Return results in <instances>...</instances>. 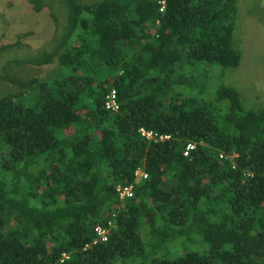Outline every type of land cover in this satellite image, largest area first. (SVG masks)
Segmentation results:
<instances>
[{
    "label": "trees",
    "instance_id": "obj_1",
    "mask_svg": "<svg viewBox=\"0 0 264 264\" xmlns=\"http://www.w3.org/2000/svg\"><path fill=\"white\" fill-rule=\"evenodd\" d=\"M57 1L56 44L0 59L56 62L0 95V264H264V106L220 81L236 0Z\"/></svg>",
    "mask_w": 264,
    "mask_h": 264
},
{
    "label": "rangeland",
    "instance_id": "obj_2",
    "mask_svg": "<svg viewBox=\"0 0 264 264\" xmlns=\"http://www.w3.org/2000/svg\"><path fill=\"white\" fill-rule=\"evenodd\" d=\"M18 2L19 0H0V43L11 40L17 32L31 30L30 36L22 39L21 42L25 45L24 48L27 52L34 51L45 45L49 39L50 33L43 40V36H40L42 31L38 25L35 26V18L41 19L43 24L46 23L45 11L36 12L35 18L30 17L27 28L20 29V26L19 28L18 26H12L14 18L7 19L12 11L24 7V0ZM11 3L15 5L11 6ZM236 5L230 38L238 50L239 60H237L236 65L222 70L220 81L227 85H234L240 91L242 101L245 104L251 106L261 105V102H264V0H236ZM24 11L27 14L31 12L26 5ZM34 35H36V38L30 40ZM55 63L53 59L51 64L45 66L24 67V70L20 69L19 73H29L39 79L45 78L50 75ZM211 67L216 73L217 68ZM7 90L12 91L13 89Z\"/></svg>",
    "mask_w": 264,
    "mask_h": 264
},
{
    "label": "flooded vegetation",
    "instance_id": "obj_3",
    "mask_svg": "<svg viewBox=\"0 0 264 264\" xmlns=\"http://www.w3.org/2000/svg\"><path fill=\"white\" fill-rule=\"evenodd\" d=\"M19 2H22V0H19ZM24 2H25V4L23 3L24 7L17 11H12V14H10L7 17V19L14 18L12 22V26H18V28L20 26V29H25L27 28V24L30 22L29 20L30 17L35 18L34 15L37 14L36 12H39L40 10H44L45 11L44 16L47 19L46 23L43 24L41 23V19L35 18L36 19L35 26L38 25L40 30L42 31L40 36H43V40H45L48 37V34L50 33L49 39L45 45L40 46L38 49H35L34 51L27 52L26 49L24 48L25 45L21 41L22 39L30 36L31 30H25L21 33L17 32L11 40H8L4 43H0V59H4L6 54H9L11 57H15V58H20V57L29 58L30 56H35L37 52L41 49L48 51L49 47L56 44V41L60 38V32L63 30L64 27V12L62 8L59 6L60 4L58 3V1L57 0H24ZM36 4H40V5L38 9L34 10L33 7ZM14 5L15 4L11 3V6ZM25 5L27 6V9L31 11L29 12V14H27L24 11ZM34 38H36V35H34L30 40ZM47 64H51V62L40 65H31L29 64V61H25V62H19L18 65L16 66L10 65L12 69L8 70L6 76L2 80H0V91L3 92L7 89L15 88V85L9 80L10 76H7L10 71L14 72L15 76H18L20 74L28 78H37L35 75H31L29 73H19V71L20 69L24 70V67L35 68L42 65L45 66ZM2 92H0V95H2ZM255 94L257 95L256 91ZM256 106L257 107L264 106V102H261V105H256Z\"/></svg>",
    "mask_w": 264,
    "mask_h": 264
},
{
    "label": "built area",
    "instance_id": "obj_4",
    "mask_svg": "<svg viewBox=\"0 0 264 264\" xmlns=\"http://www.w3.org/2000/svg\"><path fill=\"white\" fill-rule=\"evenodd\" d=\"M162 2V1H161ZM160 2V3H161ZM107 93L104 96V100H103V107L106 110H116L118 108V103L116 101V93L112 88H109L107 91ZM139 135L143 136L147 139H154V138H158V139H163L166 136H157L155 133L151 132L150 130H145L143 128H139L138 129ZM191 148V145H187L186 149ZM184 153H186L184 151ZM183 153V154H184ZM134 174L137 175L139 174L141 178L144 177V174H142L139 170H134ZM114 190L117 192V197L121 198V197H128L130 195V186L129 185H125V186H119L116 185ZM94 231H95V235L97 237H99L101 240H103L105 237L103 236V230L100 229L98 226H94Z\"/></svg>",
    "mask_w": 264,
    "mask_h": 264
}]
</instances>
